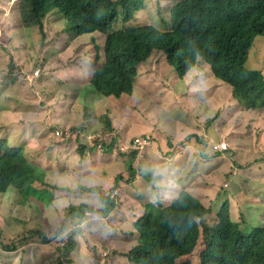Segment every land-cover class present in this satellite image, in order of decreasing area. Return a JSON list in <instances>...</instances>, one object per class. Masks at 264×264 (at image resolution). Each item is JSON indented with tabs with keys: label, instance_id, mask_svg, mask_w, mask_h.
<instances>
[{
	"label": "trees",
	"instance_id": "1",
	"mask_svg": "<svg viewBox=\"0 0 264 264\" xmlns=\"http://www.w3.org/2000/svg\"><path fill=\"white\" fill-rule=\"evenodd\" d=\"M7 1L4 0L5 3ZM147 2L153 3L150 9L156 18L150 12L149 16L154 25L148 17ZM16 5L21 19L17 27H14L16 18L0 16V37L11 35L0 41V45L5 43L7 46L6 50L0 51V59H11L13 51L24 48L25 52H32V59L43 63V70L35 78L32 77L35 70L30 68L27 74L22 70L23 65L14 66L11 70L6 66L0 67V86L9 82L26 85L30 100L24 103L28 104V113L37 117L33 122L22 119L18 127L9 131H4L0 123V212L10 211L16 206L19 217L14 222L17 224H23L20 217L30 212L43 215L34 202L44 201L45 207L49 205L51 196L42 188L47 173L71 153L73 143L76 162L72 164L78 166L76 172L79 175L91 166L84 159L89 153L95 149H101L104 154L111 153L114 135L109 136L115 128L110 112L117 110L120 104L128 110L133 109V101L137 97L136 103L141 106L147 120L144 134L137 137L148 139L151 149L133 147L122 156L126 169L115 173L113 188L122 193H135L119 200L117 205L106 198L103 211L115 208L114 216L122 218L124 227L127 223L132 224L128 233L122 231L123 236L114 233L108 237H134V248L127 257L132 264H264V225L246 232L248 226L243 219L235 221L229 217L228 205H224L217 214V223L208 225L205 216L210 211L190 196L196 179L190 183L187 194L163 208L160 204L151 203L145 194H137L143 189L152 190V168L161 169L167 166V161L176 162L179 154L170 138L162 140L168 146L160 143L158 137L162 130H152L157 119L150 117V113L153 111L158 117L161 98L158 93L151 94L138 87L139 69L143 67L148 74L143 78L144 84L149 81L151 73L160 72L159 79L165 82V88L171 99L178 103V109L180 101L186 102V98L180 96L176 85L196 69L224 84L242 109L263 111L264 68H248V59L257 44H264V0H16ZM140 18L146 22H141ZM47 19L63 29L64 46L60 49L49 47L46 51L43 47L51 31V27L44 23ZM24 30L37 37L26 47L27 41L22 39ZM82 35H90L98 42V46H94L96 59H104V64L99 67L98 62L90 60L88 64L92 72L89 81L79 89L88 86V92L94 93L99 103L98 111L104 109L106 114L107 106L111 107L108 113L110 127L109 121L104 122L100 113L83 125L68 127L55 118L57 110L48 107L43 112L34 107L39 95L46 97L40 101L44 108L53 95V89L45 85L50 62L43 61V55L67 53L74 38ZM258 38L263 40L257 42ZM84 75L87 76L86 73ZM22 76L26 78L21 79ZM41 86L45 96L39 93ZM66 101L63 96L59 103L64 105ZM105 101L106 106L103 104ZM8 102L7 98H2L3 107L7 108ZM167 112L173 113L172 109ZM31 132L37 134L39 144L27 139ZM90 134L97 135L90 145H83L91 137L82 141V136ZM20 137L27 143L25 153L31 156L30 160L25 157L22 144L9 147ZM199 142L203 145L208 143L205 140ZM61 145H67L71 150L57 154ZM199 160L208 166L207 158ZM40 164L48 170H43ZM191 179L190 176L189 181ZM7 202L11 207L6 206ZM79 211L71 213L76 223H80ZM114 216L112 219H116ZM73 230V226L62 228L64 246H56L55 250L57 257L63 256L58 264L67 263L69 255L79 252ZM66 233L69 234L65 238ZM18 241H22L18 244L22 247L35 242L40 246L48 243L39 227L27 228ZM13 247L7 244L0 229V250L11 252ZM83 250L93 256V264H108L111 260L110 256L101 257L103 247L96 249L93 245H85Z\"/></svg>",
	"mask_w": 264,
	"mask_h": 264
},
{
	"label": "rangeland",
	"instance_id": "2",
	"mask_svg": "<svg viewBox=\"0 0 264 264\" xmlns=\"http://www.w3.org/2000/svg\"><path fill=\"white\" fill-rule=\"evenodd\" d=\"M12 4H14V1L5 3L4 0H0V16L3 14L4 17H7L5 16L7 8ZM146 4L148 6V17L154 25L152 18L149 16L150 12L155 17L154 12L151 10L153 3L147 2ZM15 8L19 7L16 5ZM17 11L18 17H16L14 27H17L21 22L20 11ZM140 21L146 22L142 18H140ZM8 22L11 24L10 20ZM53 22L47 19L49 25ZM60 25L63 26L62 23ZM157 27H159V24ZM22 32V39L27 41L25 47L32 44L37 38L35 35L27 33L26 30ZM37 33L40 34V31L38 30ZM49 33L51 36L43 44L46 51L49 47L59 48L55 41H62V37L52 35V30ZM9 37H11L10 34L2 36L0 41ZM12 37L15 38V36ZM86 37L91 36L82 35L77 40L83 41ZM261 40L263 39L258 38L257 42ZM89 41L88 39L87 42ZM94 41L96 40L94 39ZM62 46L64 45H60V47ZM6 49L5 43L0 45V51ZM13 52L11 59H0V67L6 66L8 70H11L14 66L23 65L22 70L25 73L28 74V70L31 68L32 71L38 70L36 77L40 76L43 63L36 61L34 58L32 59V52L27 53L24 48ZM73 52L69 51L61 55L59 53L44 54V52L41 54H44L43 61L50 62L47 68L48 78H46V84H44L53 89V95L45 103V108L40 105V101L46 99V97L43 98V95H39L34 107L41 109L43 112L48 107L53 111L57 110L58 113L55 118L67 124L68 127L83 125L98 113L101 114L100 117L104 122L109 121L110 123L108 113L111 111V107L107 104L108 111L106 114L104 109L98 111L99 104L94 93L88 92V86L79 89V86L88 83L92 70L87 65L88 57L79 54L78 59H76ZM92 56H94L93 52ZM249 67L264 68V44H257L255 49L252 50L248 59ZM204 69L207 71L206 68ZM85 73L87 76L84 75ZM139 73L141 74L137 80L138 87L151 94L158 93L161 98V108L155 106L160 110L158 117L155 112L150 113V117L157 119L152 126V130L154 131L157 128L158 132L163 131L159 133L158 137L163 146H168V144L162 140L170 138L176 146L174 149L179 150L176 162L167 161V166L156 169V171L167 176L176 174L182 163L190 156L189 149L196 144L200 145V140H205L208 144L214 142V149L218 147L219 143L225 142L228 149L217 154L219 157L216 158L213 167H208L199 158L192 161L194 164H190H193L194 170L200 173L190 196L196 198L210 211L205 216L208 225L217 223V214L224 205H228V214L231 219L233 217L235 221L243 219L246 222L248 226L246 232L250 228L264 225V110L256 112L242 109L228 93L229 91L224 84L216 79L213 80L204 71L196 69L187 73L183 80L176 85L180 96L186 98V102L180 101V108L178 109V103L171 99V95L165 88V82L159 79L160 72L151 73L146 84L143 83V78L148 74L145 73L143 67L139 69ZM25 78V76L21 77V79ZM4 81L6 82V80ZM43 88L41 86L39 93H43L45 96ZM0 91L2 92L0 97V123L4 131L18 127L19 121L22 119L32 122L36 120L37 117L28 113V104L24 103L30 100L26 85L22 83L14 85L9 82L1 85ZM224 94L227 95L224 96ZM58 95L60 97L57 99ZM63 96L67 101L64 105H60L59 102L62 101ZM3 97L9 100L7 108L2 105ZM136 100L137 97L134 98L135 107L133 109L128 110L125 105L120 104L117 110L113 109L110 112L115 128L113 134L109 136L114 135L112 152L104 154L101 149H95L85 156V163H90L91 166L82 175L76 172L78 166L72 164V162H76L73 155L75 144L73 143L72 150L67 145L59 147L56 151L57 154L59 152L68 153L70 150L71 153L65 155L61 164L48 172L45 177L46 183L42 188L51 196L48 200L49 205L45 207L44 201L34 202L43 215L30 212L20 217L24 222L23 224H17L14 222L19 217L16 206L10 211L0 212L2 236L10 247L14 245L11 252L0 250V264H58L63 260V256L57 257L55 250L56 246L59 248L64 246L62 228L65 226L74 227L76 248L79 249V252L78 254L69 255L67 263L64 264H93V256L90 252L87 253L83 250L85 245L88 247L93 245L96 249L103 247L104 251L101 257H111L108 264H132L127 257L134 248V237L117 239L108 237L114 233L117 236H123L122 231L128 233L129 225L132 223H127L124 227L125 224L121 223L122 218L114 216L115 208L106 212L103 209L106 206V198L115 201L117 205L119 200L131 197L135 193L130 191L122 193L113 188V180L119 169H126V165L122 163V156L128 149L135 147L133 138L144 134L147 120ZM103 104L106 106V101ZM168 109H172L173 113H168ZM126 110L128 111L126 112ZM33 126L35 130H38L34 124ZM231 131L234 132V135L228 133ZM90 135L82 136V141H86L91 137L83 145H90L97 134ZM27 139L33 141V144H39L36 133L31 132ZM79 143H81L80 140ZM185 144L186 146L183 147ZM205 147H198L197 152L200 153ZM147 148L150 150L151 145ZM172 152L176 153L175 150ZM28 159H31L30 155H28ZM37 166L39 165L37 164ZM40 167L45 171L48 170L44 164H40ZM185 173L190 175L189 168ZM179 189L180 187L172 186L167 188L166 193L163 195H154L148 189H143L137 194L139 196L142 194L149 196L151 203L160 204L163 208L169 206L175 200ZM108 190L109 193L106 192ZM6 206L11 207V204L7 202ZM77 209H80V223H76L71 218V213ZM113 216L116 219H112ZM29 227H39L45 237L51 239L50 243L40 246L35 242L24 247L19 246L18 244L22 241L18 240L23 238L25 230ZM68 234L66 233L65 238ZM12 241H16V243H11ZM191 262L196 263L197 261Z\"/></svg>",
	"mask_w": 264,
	"mask_h": 264
},
{
	"label": "clouds",
	"instance_id": "3",
	"mask_svg": "<svg viewBox=\"0 0 264 264\" xmlns=\"http://www.w3.org/2000/svg\"><path fill=\"white\" fill-rule=\"evenodd\" d=\"M8 1H14V4H12L11 6H9L7 8L6 16H12V17H15V18L18 17V14H17L18 11H17V8H15V1L16 0H8ZM44 23L49 25L47 23V21H44ZM49 26L51 27L53 36L62 37V41H59V40L55 41V44L57 46H59V48H56V49H60L61 48L60 45H64V42H63L64 41L63 29L61 27L57 26V25H54V24H51ZM50 36H51V34H49L48 37H50ZM88 39L90 40L89 42H87ZM95 45L98 46V42L94 41V39L92 37L86 38V39H84L83 41H80V42H77V37H75L74 41H73V44L71 45V47L68 50V52L69 51H74L73 54L75 55L76 59H78V57H79L78 55L79 54H82V55L88 57V60H87L88 67H89L88 62L90 60L98 62L96 64L100 67L101 65L104 64V59H96V53H95V50H94V46ZM92 52L94 53V56H92ZM35 73H37V74H35ZM37 75H38V70L33 72L32 77H36ZM133 141H134L135 148H138V149H143V148H147V147L150 146V142L148 141V139H144V138H141V137H136ZM222 143H225V142L219 143L218 147H220V145ZM23 145H25V143L22 144V149H23V152L25 154V157L27 158L29 154L25 153L26 146H23ZM213 145H214V142H212L210 144L207 143L206 145H203L202 143H200V145L196 144L194 148L189 149L190 151L188 153H191L190 156L187 157L185 162H183V166H181L179 171L176 174H174V175L167 176V175H165V174H163L161 172H157L156 169L152 168L150 177H151V180H153V183L151 184L152 190H150V188H148L149 192H151L154 195L155 194L156 195H158V194L163 195L164 193H166L167 188H170L172 186H177V187H180V189H179V192L176 194L175 200L177 198H179L180 196H182L184 194H187L186 191H187L190 183L194 179H197L199 177V173L194 170V167H193L194 163L192 161H195V159H197V158H207L208 160L206 162L208 163V167H213L215 165L216 158L219 157V155H217V154L220 153V152H225L228 149V146H227L226 150L216 151V149L218 147L216 149H214ZM9 147H13V146H9ZM198 147H200V148L205 147V149L199 153V152H197V148ZM174 148H176V146H174ZM194 154H196L195 158H194ZM191 163H193V164L190 165ZM188 168H189L190 175L185 173ZM190 176L192 177L191 181H189V177ZM114 182L115 181L113 180V183ZM47 240H48V243L47 244H43V245H48L50 243L51 239H47Z\"/></svg>",
	"mask_w": 264,
	"mask_h": 264
},
{
	"label": "crops",
	"instance_id": "4",
	"mask_svg": "<svg viewBox=\"0 0 264 264\" xmlns=\"http://www.w3.org/2000/svg\"><path fill=\"white\" fill-rule=\"evenodd\" d=\"M230 135H234V132H228ZM23 137H20V138H18V139H16L10 146H17V145H20V144H24L25 143V145L27 144L26 143V141H24L23 139H22Z\"/></svg>",
	"mask_w": 264,
	"mask_h": 264
},
{
	"label": "built area",
	"instance_id": "5",
	"mask_svg": "<svg viewBox=\"0 0 264 264\" xmlns=\"http://www.w3.org/2000/svg\"><path fill=\"white\" fill-rule=\"evenodd\" d=\"M35 74H37V73H35ZM227 149V145L225 144V143H222L221 145H220V147H218L217 149H216V151H223V150H226Z\"/></svg>",
	"mask_w": 264,
	"mask_h": 264
}]
</instances>
